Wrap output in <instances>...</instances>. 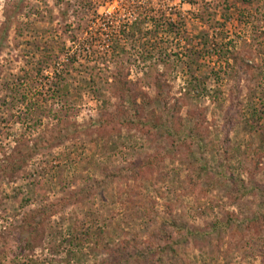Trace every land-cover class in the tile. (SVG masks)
Masks as SVG:
<instances>
[{"label": "rangeland", "instance_id": "rangeland-1", "mask_svg": "<svg viewBox=\"0 0 264 264\" xmlns=\"http://www.w3.org/2000/svg\"><path fill=\"white\" fill-rule=\"evenodd\" d=\"M18 2L20 11L13 15ZM225 4L224 0H0V264H156L146 248L163 244L151 235L158 229L163 232L161 224L168 225L167 243L176 253L170 259L169 250L163 251L159 264H264V140L245 130L239 118L252 117L248 110H239L244 116L238 115L233 103L237 96L244 102L251 98L261 108L264 0H228L230 19L221 27ZM155 9L177 12L184 24L179 36L157 39L166 49L195 47L202 42L200 35L208 33L210 43L216 38L236 46L249 69L229 81L218 70L215 56L203 59L204 65L193 73L202 77L214 68L222 79L206 81L217 100L209 97L195 107L194 101L183 97L187 73L174 61L167 69L171 108L154 110L153 122L159 127L147 135L125 126L116 77L127 73L132 85L153 99L154 67L145 76L140 65L164 67L147 57L152 45L145 39L125 42L126 52L106 49L123 18L146 17ZM6 15L12 20L1 38ZM220 32L226 34L222 41ZM49 56L57 63L42 64L43 80L37 82L36 64ZM24 73L31 89L29 83V90L22 84L19 94L25 99L21 102L17 96L19 101L11 105L6 85L13 86ZM31 106L36 110H28ZM262 107L253 118L259 117L257 125L264 131ZM149 108L154 109L152 104ZM201 110L211 147L186 133L167 135L168 127L186 131L183 120ZM231 111L238 121L226 120ZM138 112L145 121L152 110ZM58 131L63 137L21 169H3L17 143L31 144ZM155 154L154 168L137 179L131 176V167L137 170ZM60 198L67 203L46 220L33 247L20 246L23 217ZM99 229L104 232L102 244L94 242ZM132 236L143 243L144 256L131 247Z\"/></svg>", "mask_w": 264, "mask_h": 264}, {"label": "trees", "instance_id": "trees-1", "mask_svg": "<svg viewBox=\"0 0 264 264\" xmlns=\"http://www.w3.org/2000/svg\"><path fill=\"white\" fill-rule=\"evenodd\" d=\"M227 1V2H226ZM224 3H226L223 7H221L220 16L222 18V21L219 24V26L223 27L226 22L230 19L229 11H230V4H228V0H224ZM19 2L16 4V8L13 11L14 13L19 12L20 8L18 6ZM209 15H213V12H209ZM182 17L177 12H169L166 13L163 9H155L152 14L146 16V17H137L133 19L131 22H124L119 26V30L117 32H114L110 38L108 39V46L106 49L107 51H111L112 53H118L119 51L126 52V47L124 46V43L127 41L136 42L138 43L145 39V41H149L148 43L152 45L151 50H147V57L149 59L155 58L157 63H159L162 67H164L162 70H158L155 66L149 65V64H141V69H144L143 74L147 76L149 73L153 72L155 74L154 80H153V86L155 89V94L153 99H150L146 94L142 91L136 88V86H133L131 81L127 79L128 74L127 73H120L118 77H116L117 87L118 89H115L117 93V98L120 100L119 102L123 103L120 105L119 110H121V117L124 120V124L128 128L136 129L138 132L145 131L147 135H151L152 130L159 127V124H156L153 122L154 110H170V100L168 99V84H167V69L171 68V64H173L174 61L177 62L175 66L181 67V70L187 73L186 80V91L183 93V97L187 99L188 101H194L193 103L196 106H199V102L201 100H204L206 98L211 97L212 100L216 99L217 96L216 92H212L209 88L206 86V81L209 79H216L217 77L222 79V77H219L217 74L219 73L218 70L224 75L226 80L231 81L234 78H237V75H239L240 71L246 72L248 71V65L246 62H244V58L240 57L239 52L237 51L236 46L230 47V42H218L214 39L210 43L208 38V33H204L200 35V43L198 45L191 46V47H184L179 48L178 50H170L166 49L164 45L160 43V41H157V39L160 37L161 39L168 40L170 35L173 34V36H179L180 32L184 31V24L181 22ZM12 16L6 15L3 28L1 29V38H3L11 24ZM219 38L225 39L226 34H223L220 32ZM109 37V36H108ZM74 41V40H72ZM222 41V40H221ZM230 41V40H229ZM122 42V44L120 43ZM186 42H191L190 38H187ZM137 43V42H136ZM202 44V45H201ZM121 45V46H120ZM46 51L51 52L50 46H45ZM145 49V47L143 48ZM183 56V58H182ZM213 56L216 57V63L218 67V72L214 70V68L210 69V73L204 74L202 77L197 76V74H194L193 69L200 70L201 65H204L203 59L212 58ZM45 59V57L43 58ZM47 60L39 59L37 62V66H39L36 72L37 76V82L38 80H43V77L40 76L41 73V65H47V63H52V66L56 64V57L52 59V56H49L46 58ZM73 59L75 57L70 56V62H73ZM184 59V60H183ZM199 59V60H197ZM154 64V63H151ZM43 65V66H44ZM157 65V64H155ZM55 77L58 76V71L54 70L53 72ZM28 76V75H27ZM30 77V76H29ZM238 79V78H237ZM28 78H26V73H24L23 76L16 79L13 86L6 85V90L10 93V102L11 105H14L16 101H23L25 97L20 95L21 89L26 87V90L30 87V82H28ZM26 81V82H25ZM27 83H29L27 88ZM39 82L38 84H40ZM238 82H236L237 85ZM23 84V85H22ZM130 85V87H129ZM133 86V87H132ZM28 89V90H29ZM167 89V90H166ZM216 91V90H215ZM234 92V87L230 86L229 95ZM193 94V97L189 96ZM18 96V99L16 100V97ZM233 99V97H232ZM249 100L247 102H244L240 97H235L233 100L235 110H238V115H243L242 111L239 110H248L252 119L249 118L240 119L239 121L241 124L244 125L245 130L256 132L260 140H264V131L258 127L257 123L259 122L258 118L255 117L259 113H257L255 110H263V104H264V92L262 94V97L260 100L262 101L261 108H258L257 105L252 101L251 98H248ZM259 100V99H258ZM10 104V103H9ZM150 104H152L153 108H149ZM126 105V106H125ZM35 106V105H34ZM149 108V109H148ZM231 108V107H230ZM258 108V109H257ZM28 110H36V107L31 106L28 108ZM131 110V111H128ZM138 110H152V112L147 116L145 121H142L141 116H139ZM236 114H232L230 112H227L225 115V118L229 122H233L232 120L238 121V119L235 116ZM113 116H116L115 114ZM144 116V115H143ZM149 118V119H148ZM205 120V114L201 110V112H197L196 117L189 114L182 122V124H187L188 129L185 130H178L175 131L174 128L168 127V136L175 134L176 136H183L184 133L190 137V139L201 143L206 141L208 146L211 147V142L207 139L206 129L203 126ZM186 122V123H184ZM235 122V121H234ZM99 124V123H98ZM148 125V127H146ZM162 125V124H161ZM151 126V127H149ZM173 133V134H170ZM63 137L62 132L58 131L53 133L50 136L47 135H41L39 139L36 142H33L31 144H26L25 142L17 143L8 156L4 159L5 166L3 165V169L6 171L15 172L18 171L23 167V165L33 156H35L38 152L41 150L47 148L48 146L52 145V141L56 138ZM108 140V139H106ZM107 143V142H106ZM221 146V144H220ZM222 151H225L223 149ZM220 158L221 155H218ZM156 154L150 156L148 159L137 166L131 167L130 172L131 176L137 179V176H143L144 173H148L150 171V168L155 167L156 163ZM151 161V162H147ZM221 163V161H220ZM206 179H209V175L206 174ZM66 198H60L54 202L48 203L46 206H42L39 209L32 210L31 212L27 213L22 220V226H21V234L18 236V243L20 246L25 245V247H33V241L37 240L39 236L42 234V226L46 222V220L49 219L51 215L57 212L59 208H61L63 205L67 203ZM165 234L160 235L159 232L155 231L154 234H151L152 237L154 236L156 239H162L163 244H160L158 248L153 246H148L146 248L151 254L155 255V263L159 264L161 253L165 250H169V257L170 259L174 257V254L176 253V249L169 245L167 243L169 239L171 238L170 231H166L168 229V225L161 224L159 227ZM159 232V233H158ZM103 230L99 229L94 237V242L98 244H102V238H103ZM89 236V234H87ZM160 235V236H159ZM132 241L134 243L131 245L137 253L138 256H144L145 253L142 251V242L140 240H135V238L132 236ZM136 241V242H135ZM178 244V243H177ZM124 246L130 247V243L128 241H124ZM145 249V248H144ZM128 254V253H126ZM129 255V254H128ZM173 263V262H172Z\"/></svg>", "mask_w": 264, "mask_h": 264}, {"label": "built area", "instance_id": "built-area-1", "mask_svg": "<svg viewBox=\"0 0 264 264\" xmlns=\"http://www.w3.org/2000/svg\"><path fill=\"white\" fill-rule=\"evenodd\" d=\"M137 17H139V14H135V15L132 14L131 17H128V18H130V19L133 20V19H135V18H137ZM128 18H123V19H125L123 22H126V21H127V22H131V21H132V20H128Z\"/></svg>", "mask_w": 264, "mask_h": 264}]
</instances>
